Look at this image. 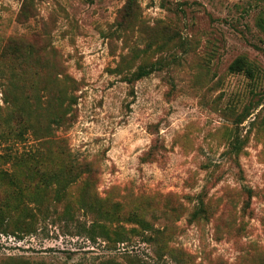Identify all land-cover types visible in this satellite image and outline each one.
Segmentation results:
<instances>
[{"label": "rangeland", "instance_id": "374dc122", "mask_svg": "<svg viewBox=\"0 0 264 264\" xmlns=\"http://www.w3.org/2000/svg\"><path fill=\"white\" fill-rule=\"evenodd\" d=\"M262 21L264 0H0V51L8 40L32 45L49 66L42 81L75 84L73 123L57 134L91 170L65 200L39 194L24 221L0 224V264L264 257ZM241 55L259 67L257 80L230 69ZM156 60L164 67L134 82L130 95L125 77ZM36 192L27 189L28 201ZM200 193L210 217L195 221ZM97 209H117L120 218ZM133 211L163 231H144L128 220ZM94 222L126 240H107L98 227L91 233Z\"/></svg>", "mask_w": 264, "mask_h": 264}, {"label": "trees", "instance_id": "16d2710c", "mask_svg": "<svg viewBox=\"0 0 264 264\" xmlns=\"http://www.w3.org/2000/svg\"><path fill=\"white\" fill-rule=\"evenodd\" d=\"M27 1L24 0V4ZM128 8L130 11L133 8L131 3L128 4ZM260 25L264 28L263 21ZM6 55H12L14 60L11 64L3 62L2 58ZM164 65V61L156 60L140 65L127 75L125 79L131 85L130 95H135L134 82L156 70H161ZM230 69L243 71L254 81L260 77L259 67L244 55L238 56L231 63ZM48 70L46 61L32 45L8 40V43L2 46L0 147L3 143L7 146L4 150H0V189H7L8 194L4 199L0 198L1 225L12 219L24 221L25 217L29 216L30 203L38 201L39 194L52 192L56 200H65L68 189L79 180H88L91 173L89 163L74 158L66 139L57 134L58 130H66L73 123V110L77 102L74 93L75 84L69 77L64 78L63 84L57 88L50 81H42V76ZM30 137L35 142L34 147L13 149L11 143H25ZM155 149L156 145H153L148 154L152 156ZM27 189H37L31 201L27 199ZM249 194L251 195V192ZM248 202L245 206H249ZM97 211L108 221L120 218L117 209H97ZM209 217L208 202L200 193L192 218L197 221L208 220ZM129 218L128 220L137 222L144 231H163L162 228L155 229L154 225L135 211L129 213ZM95 223L90 227L91 233L98 227L101 236L107 240L112 239L114 243L126 240L123 231L110 227L105 222ZM131 231L135 232L138 229L133 227ZM91 237L94 239V235ZM170 252L174 253V248H171ZM127 264L150 263L137 259ZM256 264H264V257L258 259Z\"/></svg>", "mask_w": 264, "mask_h": 264}]
</instances>
